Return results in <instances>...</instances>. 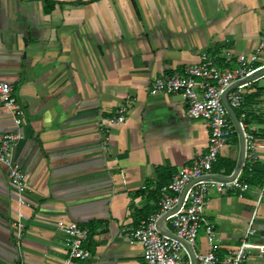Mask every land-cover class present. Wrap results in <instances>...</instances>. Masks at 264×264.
Segmentation results:
<instances>
[{"label":"crops","instance_id":"1","mask_svg":"<svg viewBox=\"0 0 264 264\" xmlns=\"http://www.w3.org/2000/svg\"><path fill=\"white\" fill-rule=\"evenodd\" d=\"M263 33L264 0H0V79L25 109L16 127L0 102V138L20 133L13 159L27 176L20 197L0 164V264H66L58 227L70 221L95 228L90 256L67 264H141V245L122 229L155 207V167L190 163L209 135L205 121L186 117L180 95H149L150 82L181 72L203 51L249 53ZM248 94L242 113L264 162V77ZM119 105L126 120L103 133L100 117ZM240 157L233 134L218 159L233 171ZM256 190L210 191L206 213L219 256L238 245ZM254 227L253 240L264 242V199ZM197 244L207 248L202 230Z\"/></svg>","mask_w":264,"mask_h":264},{"label":"built area","instance_id":"2","mask_svg":"<svg viewBox=\"0 0 264 264\" xmlns=\"http://www.w3.org/2000/svg\"><path fill=\"white\" fill-rule=\"evenodd\" d=\"M263 57L264 33L257 47L249 53L234 54L227 49L203 51L197 62L186 66L181 72L160 74L150 82L149 95H180L185 102L186 117L205 121L209 135L206 150L190 163L179 167L171 180L160 187L157 208L136 224L122 229L127 241L141 245V264H253V260L264 258V242L253 240L257 208L264 199V178L260 185L255 186L254 208L238 245L222 256L217 254L213 224L206 213L211 190L222 192L233 189L241 195L250 187L240 180L243 169L260 161L254 128L248 125L245 114L241 113L238 131L222 96L229 86L236 84L227 92L226 100L233 110L242 109L250 86L264 77V73L255 75L264 69ZM0 102L12 110L13 124L20 127L25 119V109L17 102L12 85L1 79ZM126 117V106L119 105L110 115L100 117L98 128L107 134L113 125L123 123ZM233 134L243 138L240 168L235 175V169L230 174L219 175L214 172V164L220 150ZM19 138L18 131L1 136L0 164L6 169L9 184L21 197L27 187V176L13 159V148ZM19 202L23 203L24 200L20 198ZM58 229L63 235L66 264L70 260L83 261L90 256L86 247L90 234L87 227L70 221L61 224ZM200 230L206 238V249H201L197 244ZM22 232V225L17 223V244Z\"/></svg>","mask_w":264,"mask_h":264},{"label":"trees","instance_id":"3","mask_svg":"<svg viewBox=\"0 0 264 264\" xmlns=\"http://www.w3.org/2000/svg\"><path fill=\"white\" fill-rule=\"evenodd\" d=\"M252 96V94H248L245 97V103L246 100L248 98H250ZM234 112L237 116V118L240 117V114L242 113V109H234ZM248 116V115H247ZM258 134H256L257 136ZM223 166L225 168V172H231L233 169V163L230 162L229 160L226 159H217V161L214 164V171L217 172L219 170V168ZM176 171H174L172 168L168 167V166H156L155 167V173H156V177H157V181H156V185L154 188V192L157 193V198H158V194H159V189L162 185L167 184L170 180L172 175L175 173ZM264 178V162L261 161H256L253 162L249 165H247L242 172L241 178L240 180L242 182L247 183L250 186H258L261 184V182L263 181ZM148 185L146 184L144 187L146 188ZM145 188L139 189L138 191L135 192V194H139L140 192H143ZM157 202V200H156ZM157 208L156 204L155 207L147 210L146 212H144L142 215H140V217L137 219V221L135 222V224L141 219L144 218L146 216H148L150 213H152L155 209ZM95 222L94 221H89L84 227H87L89 229L90 232V236H92L93 230L95 228Z\"/></svg>","mask_w":264,"mask_h":264},{"label":"water","instance_id":"4","mask_svg":"<svg viewBox=\"0 0 264 264\" xmlns=\"http://www.w3.org/2000/svg\"><path fill=\"white\" fill-rule=\"evenodd\" d=\"M261 73H264V69H263L262 71H260L259 73L255 74V75L257 76V75H259V74H261ZM250 78H251V77H250ZM234 85H236V84H232L231 86H229V87L225 90V92H224V94H223V96H222V101H223V103H224L226 109L228 110V112H229V114H230V116H231V118H232V120H233L235 126L237 127L238 131H240V129H239L238 118H237V116H236L234 110L230 107L229 103H228L227 100H226V94H227V92H228L229 89H231ZM242 153H243V138L241 137V157H240V159H239V161H238V163H237V165H236V168H235V170H234V175L237 173V171H238L239 168H240V165H241V162H242ZM218 177H220V178H226L225 176H218ZM161 219H162V218L158 219V221H157V224H158V225L160 224Z\"/></svg>","mask_w":264,"mask_h":264}]
</instances>
